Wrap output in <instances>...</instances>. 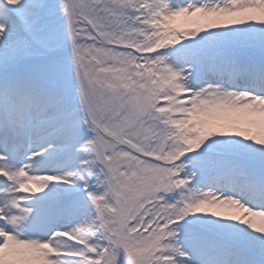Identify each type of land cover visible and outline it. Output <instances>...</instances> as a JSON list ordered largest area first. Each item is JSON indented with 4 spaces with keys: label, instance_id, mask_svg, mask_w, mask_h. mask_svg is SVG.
I'll return each instance as SVG.
<instances>
[{
    "label": "snow or ice",
    "instance_id": "obj_1",
    "mask_svg": "<svg viewBox=\"0 0 264 264\" xmlns=\"http://www.w3.org/2000/svg\"><path fill=\"white\" fill-rule=\"evenodd\" d=\"M0 264H264V0H0Z\"/></svg>",
    "mask_w": 264,
    "mask_h": 264
}]
</instances>
